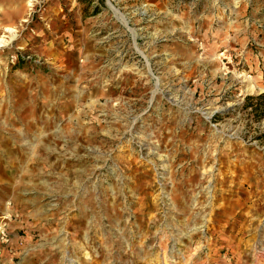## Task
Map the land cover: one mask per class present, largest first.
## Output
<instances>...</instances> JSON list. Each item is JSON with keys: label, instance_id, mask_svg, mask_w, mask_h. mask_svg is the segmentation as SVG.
Here are the masks:
<instances>
[{"label": "rangeland", "instance_id": "1", "mask_svg": "<svg viewBox=\"0 0 264 264\" xmlns=\"http://www.w3.org/2000/svg\"><path fill=\"white\" fill-rule=\"evenodd\" d=\"M9 1L0 264H264V0Z\"/></svg>", "mask_w": 264, "mask_h": 264}, {"label": "trees", "instance_id": "2", "mask_svg": "<svg viewBox=\"0 0 264 264\" xmlns=\"http://www.w3.org/2000/svg\"><path fill=\"white\" fill-rule=\"evenodd\" d=\"M242 109H250L249 113H252L257 119L264 117V93L245 96ZM261 137H264V129Z\"/></svg>", "mask_w": 264, "mask_h": 264}, {"label": "built area", "instance_id": "3", "mask_svg": "<svg viewBox=\"0 0 264 264\" xmlns=\"http://www.w3.org/2000/svg\"><path fill=\"white\" fill-rule=\"evenodd\" d=\"M2 219L0 218V244H4L9 240L7 233V221L9 218Z\"/></svg>", "mask_w": 264, "mask_h": 264}, {"label": "bare ground", "instance_id": "4", "mask_svg": "<svg viewBox=\"0 0 264 264\" xmlns=\"http://www.w3.org/2000/svg\"><path fill=\"white\" fill-rule=\"evenodd\" d=\"M27 1V6H31L32 4H33V1L34 0H26ZM111 8V7H110ZM117 16H120V15H117ZM124 22V21H123ZM4 29H5V31L6 32H11V31H13V29L9 26V25H5L4 26ZM2 42H4V36H2V37H0V45H1V43ZM2 215L0 216V218H3V219H5V218H9V216H10V213H9V211L8 210H4L2 213H1ZM2 219V220H3Z\"/></svg>", "mask_w": 264, "mask_h": 264}, {"label": "crops", "instance_id": "5", "mask_svg": "<svg viewBox=\"0 0 264 264\" xmlns=\"http://www.w3.org/2000/svg\"><path fill=\"white\" fill-rule=\"evenodd\" d=\"M0 1H2V0H0ZM14 5V2L13 1H9L8 3H1L0 4V7H8V6H10V7H14L13 6Z\"/></svg>", "mask_w": 264, "mask_h": 264}]
</instances>
